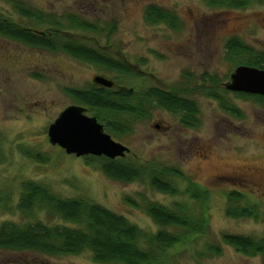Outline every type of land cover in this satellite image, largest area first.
Wrapping results in <instances>:
<instances>
[{
    "label": "rangeland",
    "instance_id": "1",
    "mask_svg": "<svg viewBox=\"0 0 264 264\" xmlns=\"http://www.w3.org/2000/svg\"><path fill=\"white\" fill-rule=\"evenodd\" d=\"M12 1L53 21L67 24V18L74 16L94 24L100 33L69 32L78 42L130 66L135 73L109 72L64 53L0 37V149L4 156L0 199L8 198L10 208H0V226L36 221L67 225L43 211L26 217L16 210L21 184L34 181L61 199H82L121 215L147 235L161 230L145 211L149 201L171 211L186 207L191 216L206 221L205 235L169 250L158 264H264L263 256L246 257L222 243L225 234L264 239V105L223 90L237 68L227 61L229 40L238 38L255 52H264V0H253L241 10L208 7L206 0H0L3 19L32 29L37 24L21 15ZM149 5L172 12L180 21L179 29L148 24L144 10ZM97 76L112 81L115 90L140 93L157 88L196 105L199 125L193 128L182 124L181 114L156 105L149 106L142 117L121 116L119 120L129 128L126 133L115 135L98 122L114 141L131 150L118 160L176 169L208 190L206 202L191 200L185 180H171L177 195L160 193L144 180L115 182L92 156L77 158L50 144L48 128L58 115L71 106L85 108L67 90H88ZM222 105L235 109L240 117L224 112ZM86 115L95 118L89 112ZM27 152L38 153L44 162L41 157L28 158ZM232 192L244 196L239 204L254 209L258 220L226 215ZM207 244L219 246L221 255L207 253ZM0 264L97 263L89 251L46 257L0 250Z\"/></svg>",
    "mask_w": 264,
    "mask_h": 264
},
{
    "label": "trees",
    "instance_id": "2",
    "mask_svg": "<svg viewBox=\"0 0 264 264\" xmlns=\"http://www.w3.org/2000/svg\"><path fill=\"white\" fill-rule=\"evenodd\" d=\"M252 1L206 0L205 3L208 7L241 10L247 8ZM12 2L21 15L37 25L28 29L3 19L0 15V37L18 41L34 49L64 53L109 72L125 76L134 75L135 72L130 66L102 54L96 48L78 42L69 32L74 30L100 33L99 28L94 24L74 16L68 17L67 24H64L59 19L53 21L43 12L28 9L17 1ZM144 17L150 25L163 24L173 30L180 27L178 17L159 6H147ZM226 51L227 61L235 66L264 70V52H255L238 38L228 41ZM223 90L225 93L230 92L225 88ZM67 93L98 121L103 122L106 130L115 135L129 131L128 126L121 123L123 121L119 120L120 118L142 117L147 113L146 109L152 105L173 114H181L182 124L187 127L193 128L199 125L198 109L193 102L179 99L157 88L139 93L126 89L115 90L93 86L85 91L70 89ZM235 94L237 97L252 99L264 105L263 97ZM210 95L217 98L214 94ZM221 108L232 116L240 117V114L230 106L222 105ZM25 155L34 161L42 158L35 152H27ZM3 157L0 149V164L3 162ZM90 159L99 162L105 176L112 181L128 184L144 180L149 182L152 189L160 193L177 195L178 190L171 180L180 179L187 181L186 194L190 195L191 200L201 203L208 200V190L189 180L176 169H159L151 163L136 166L118 159L94 157ZM228 197L229 202L226 208L228 217L259 219L254 209L239 204L244 198L242 194L232 192ZM18 199L15 208L22 215L30 217L43 211L47 215L59 218L67 225L48 226L42 221L24 225L5 222L0 226V250L17 253L32 252L46 257L80 255L89 251L97 264H158L161 263L159 258L162 255H165V259L167 258L166 253L169 250L184 246L194 238L205 235L208 226L204 219L191 216L186 207L171 211L149 201L145 202V211L161 230L155 235H147L121 215L82 199H61L34 181L21 184ZM8 205V198L0 199L1 209H7ZM8 209L10 210L9 206ZM222 243L246 257H264V239L225 234L222 237ZM205 247L209 254L219 256L222 253L219 246L207 244Z\"/></svg>",
    "mask_w": 264,
    "mask_h": 264
},
{
    "label": "water",
    "instance_id": "3",
    "mask_svg": "<svg viewBox=\"0 0 264 264\" xmlns=\"http://www.w3.org/2000/svg\"><path fill=\"white\" fill-rule=\"evenodd\" d=\"M93 84L104 89L114 88L112 81L101 76L95 77ZM224 88L230 92L264 98V70L239 66ZM86 113L85 108L78 106H71L61 112L48 128L50 144L77 158L92 156L116 160L131 154L129 148L114 141L98 120L88 117Z\"/></svg>",
    "mask_w": 264,
    "mask_h": 264
},
{
    "label": "flooded vegetation",
    "instance_id": "4",
    "mask_svg": "<svg viewBox=\"0 0 264 264\" xmlns=\"http://www.w3.org/2000/svg\"><path fill=\"white\" fill-rule=\"evenodd\" d=\"M94 86H95V85H94ZM96 87H99V86H96ZM123 89H124V88H123ZM126 90H127V89H126ZM234 94H235V93H234ZM245 177H246V176H245ZM241 179H242V176H239L238 179H236V180H239V181H240Z\"/></svg>",
    "mask_w": 264,
    "mask_h": 264
}]
</instances>
